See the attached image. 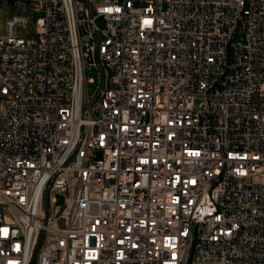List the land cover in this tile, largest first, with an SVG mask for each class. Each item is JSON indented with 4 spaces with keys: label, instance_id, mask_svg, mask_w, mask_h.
Wrapping results in <instances>:
<instances>
[{
    "label": "built area",
    "instance_id": "obj_1",
    "mask_svg": "<svg viewBox=\"0 0 264 264\" xmlns=\"http://www.w3.org/2000/svg\"><path fill=\"white\" fill-rule=\"evenodd\" d=\"M0 264H264V0H0Z\"/></svg>",
    "mask_w": 264,
    "mask_h": 264
},
{
    "label": "rangeland",
    "instance_id": "obj_2",
    "mask_svg": "<svg viewBox=\"0 0 264 264\" xmlns=\"http://www.w3.org/2000/svg\"><path fill=\"white\" fill-rule=\"evenodd\" d=\"M87 76L95 77V71L91 69L90 71L87 72ZM55 200L57 205L61 203V197L59 195L55 196Z\"/></svg>",
    "mask_w": 264,
    "mask_h": 264
}]
</instances>
